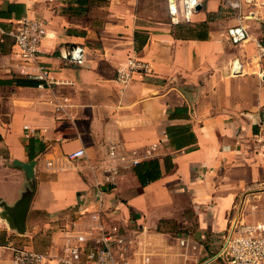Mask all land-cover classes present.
I'll return each instance as SVG.
<instances>
[{
  "label": "crops",
  "instance_id": "crops-1",
  "mask_svg": "<svg viewBox=\"0 0 264 264\" xmlns=\"http://www.w3.org/2000/svg\"><path fill=\"white\" fill-rule=\"evenodd\" d=\"M142 1L93 0L78 16L66 12L74 0H0V198L13 205L27 185L13 159H35L27 229L40 225L38 215L48 217L59 228L51 250L66 241L65 231L92 219L112 144L141 156L154 147L140 163L157 158L162 175L142 187L134 167L123 170L105 198L107 227L127 226L131 216L156 231L177 221L203 246L236 218L263 212L262 204L253 210L258 205L246 203L264 201V153L253 143L264 121V0H241L240 8L231 6L238 0H203L194 24L217 16L205 40L175 37L173 25L148 9L145 19ZM27 16L47 23L40 60L51 69L52 88L21 73L26 67L11 46L8 33ZM239 23L249 37L233 44L227 30ZM73 45L85 48L82 65L62 56ZM131 56L152 72L122 87L117 68ZM79 149L86 156L70 159Z\"/></svg>",
  "mask_w": 264,
  "mask_h": 264
},
{
  "label": "built area",
  "instance_id": "built-area-1",
  "mask_svg": "<svg viewBox=\"0 0 264 264\" xmlns=\"http://www.w3.org/2000/svg\"><path fill=\"white\" fill-rule=\"evenodd\" d=\"M202 1L167 0L171 24L191 23L196 7ZM240 5L241 0L231 3L234 8H240ZM47 33L44 19L28 16L20 21L14 31L8 33L14 38V53L26 67L21 69V73L37 80L42 88H52L55 84L51 69L40 60L41 45ZM227 36L233 44H239L247 40L249 34L246 26L239 23L228 28ZM84 51L82 45H75L62 56L70 63L81 64L84 62ZM233 69L239 73L240 63L235 62ZM151 72L152 68L147 61L131 56L125 65L117 68V81L124 87L131 83L135 74L148 75ZM26 129L29 130L28 134L33 133L28 127ZM253 143L257 151L264 153V121L259 123L253 135ZM153 149H147L143 156H150ZM85 156V149H79L70 154L69 158ZM108 156V165L103 166L104 180L95 184L97 204L92 219L83 222L82 229L75 227L65 231L62 238L66 241L51 251L40 252L29 247H19L11 240L0 243V264H131L127 257L131 240L122 233L119 225L107 227L104 207L106 195L117 186L122 171L139 164L143 156L137 149L120 151L116 144L109 146ZM185 243L187 239L182 238L181 244ZM205 245L213 253L210 258L213 261L225 258L227 264H264V220L245 222L236 218L228 230L208 236Z\"/></svg>",
  "mask_w": 264,
  "mask_h": 264
},
{
  "label": "rangeland",
  "instance_id": "rangeland-1",
  "mask_svg": "<svg viewBox=\"0 0 264 264\" xmlns=\"http://www.w3.org/2000/svg\"><path fill=\"white\" fill-rule=\"evenodd\" d=\"M143 17L146 19V9L148 14L153 19L164 20L171 24V19L167 14L165 0H143ZM234 14V13H232ZM173 25V24H172ZM176 25H173V29ZM262 204L263 212L259 218H252L244 220L245 222H257L264 220V201H255L250 199L246 205L251 206ZM254 206V207H253ZM3 226H0V243H7L12 241L16 246L29 247L40 252L51 251V246L57 244L59 241V233H53L52 230L55 225L48 217L38 215L34 227H30L32 232H27L25 235L9 229L6 223L0 220ZM50 223L47 225L46 223ZM46 224V225H45ZM122 233H124L128 240H131L127 257L131 264H202L206 258H211L213 254L208 246L205 248L201 245L203 240L198 238L192 230L185 229L182 224L177 221H162L159 225L160 231L146 227L145 222H138L136 217H132L127 224H119ZM59 228H55L54 231ZM166 230V231H164ZM8 235H10L8 237ZM186 238L187 243L181 244V239ZM211 264H227L225 258L219 261H214Z\"/></svg>",
  "mask_w": 264,
  "mask_h": 264
},
{
  "label": "trees",
  "instance_id": "trees-1",
  "mask_svg": "<svg viewBox=\"0 0 264 264\" xmlns=\"http://www.w3.org/2000/svg\"><path fill=\"white\" fill-rule=\"evenodd\" d=\"M91 1L93 0H74L75 4L69 5L66 8V12L70 15H80L85 16L88 14L91 8ZM216 14H210L208 20L194 24L192 21L191 23H181L174 27V35L179 39H198V40H205L209 37V24L208 22L216 18ZM9 37L12 39L11 46L13 48L14 45V38L8 34ZM145 41L140 43L136 46V49L139 51L143 48ZM167 162H171V158L167 157ZM172 162L171 166L172 167ZM169 169V168H168ZM134 172L138 177L140 186L144 187L147 184L151 183L152 181L161 177L162 172L160 169V163L157 158L150 159L143 161L136 166H134ZM10 235H8L9 237ZM21 247V246H20Z\"/></svg>",
  "mask_w": 264,
  "mask_h": 264
},
{
  "label": "water",
  "instance_id": "water-1",
  "mask_svg": "<svg viewBox=\"0 0 264 264\" xmlns=\"http://www.w3.org/2000/svg\"><path fill=\"white\" fill-rule=\"evenodd\" d=\"M201 7L202 3H199L196 7V12H198ZM74 46L75 45H73V47ZM72 64L82 65L83 63ZM183 93L184 95L186 94L184 90ZM11 164L15 167H20L24 171L27 179V185L20 198L13 205L8 204L6 201L0 198V220L4 221L9 229L17 232L18 234L25 235L28 232L27 216L36 190V160L31 159L29 161H20L13 159Z\"/></svg>",
  "mask_w": 264,
  "mask_h": 264
}]
</instances>
